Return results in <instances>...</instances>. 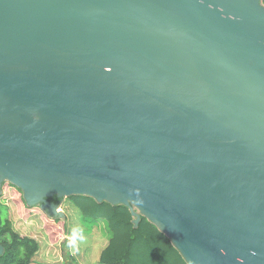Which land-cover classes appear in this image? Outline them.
Segmentation results:
<instances>
[{
    "label": "water",
    "instance_id": "1",
    "mask_svg": "<svg viewBox=\"0 0 264 264\" xmlns=\"http://www.w3.org/2000/svg\"><path fill=\"white\" fill-rule=\"evenodd\" d=\"M4 183L49 220L125 206L187 264H264L263 0H0Z\"/></svg>",
    "mask_w": 264,
    "mask_h": 264
},
{
    "label": "trees",
    "instance_id": "2",
    "mask_svg": "<svg viewBox=\"0 0 264 264\" xmlns=\"http://www.w3.org/2000/svg\"><path fill=\"white\" fill-rule=\"evenodd\" d=\"M8 187L14 190V194L19 192L22 196L21 203L17 205L29 208L22 191L11 184ZM68 200L83 219L94 224H106L109 237L99 256L100 264H187L170 239L146 218L141 217L139 227L135 229L129 208L107 202L99 204L85 196H73ZM49 201L58 205L61 202L57 198ZM0 243L5 249V254L0 256V264H40L35 262L40 243L35 238L22 236L14 229L9 208L1 197Z\"/></svg>",
    "mask_w": 264,
    "mask_h": 264
},
{
    "label": "rangeland",
    "instance_id": "3",
    "mask_svg": "<svg viewBox=\"0 0 264 264\" xmlns=\"http://www.w3.org/2000/svg\"><path fill=\"white\" fill-rule=\"evenodd\" d=\"M0 197L9 208L14 229L22 236L35 238L40 243L36 263L100 264L99 256L109 237L104 222L94 224L83 219L68 199L59 204L61 211L66 214L64 221L49 220L40 206L26 208L22 212L17 205L21 203L22 196L19 192L14 194L13 189L4 186Z\"/></svg>",
    "mask_w": 264,
    "mask_h": 264
},
{
    "label": "flooded vegetation",
    "instance_id": "4",
    "mask_svg": "<svg viewBox=\"0 0 264 264\" xmlns=\"http://www.w3.org/2000/svg\"><path fill=\"white\" fill-rule=\"evenodd\" d=\"M263 3H264V0H263ZM4 186H5V183H4V184L2 185V187H1V191H0V193H2ZM0 244H1V243H0Z\"/></svg>",
    "mask_w": 264,
    "mask_h": 264
},
{
    "label": "crops",
    "instance_id": "5",
    "mask_svg": "<svg viewBox=\"0 0 264 264\" xmlns=\"http://www.w3.org/2000/svg\"><path fill=\"white\" fill-rule=\"evenodd\" d=\"M18 208L22 209V210H21L22 212H24L25 209H26L25 207L23 208V206H22V207L18 206Z\"/></svg>",
    "mask_w": 264,
    "mask_h": 264
},
{
    "label": "built area",
    "instance_id": "6",
    "mask_svg": "<svg viewBox=\"0 0 264 264\" xmlns=\"http://www.w3.org/2000/svg\"><path fill=\"white\" fill-rule=\"evenodd\" d=\"M5 187H6V188H9V187H8V184H6ZM9 189H10V188H9Z\"/></svg>",
    "mask_w": 264,
    "mask_h": 264
}]
</instances>
